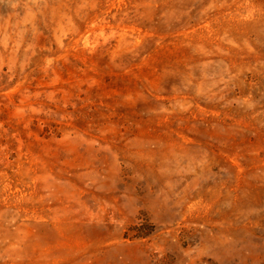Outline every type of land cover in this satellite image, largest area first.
Returning <instances> with one entry per match:
<instances>
[{
	"label": "rangeland",
	"instance_id": "374dc122",
	"mask_svg": "<svg viewBox=\"0 0 264 264\" xmlns=\"http://www.w3.org/2000/svg\"><path fill=\"white\" fill-rule=\"evenodd\" d=\"M0 264H264V0H0Z\"/></svg>",
	"mask_w": 264,
	"mask_h": 264
}]
</instances>
